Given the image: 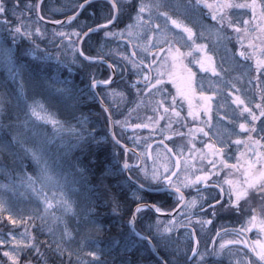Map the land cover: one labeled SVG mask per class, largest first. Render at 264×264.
Here are the masks:
<instances>
[{
  "label": "snow or ice",
  "instance_id": "1",
  "mask_svg": "<svg viewBox=\"0 0 264 264\" xmlns=\"http://www.w3.org/2000/svg\"><path fill=\"white\" fill-rule=\"evenodd\" d=\"M45 3L46 0H38L37 3L30 2L27 4H24L23 0H0V64L8 70L9 80L17 85L12 90H8L6 84L0 86L5 89L0 91V161L10 159L12 165L19 169L24 168L25 160L34 162L39 167V174L34 178L25 172L24 178L28 188L33 192H37L38 197L43 198L45 205L42 209L37 206L30 212L25 210L13 211L8 201L0 196V216L7 212V221L13 226H16L19 221L22 225L27 223L28 226L34 227L35 225L31 223L33 220L39 219L43 223L49 216L53 217L55 222L61 219V217L55 216V213L50 211L55 205L50 202L47 193L44 192V188L49 184H59V181L55 180L52 175V164L55 161H50L47 154V145L53 142L55 138L60 137L65 131L72 132L77 141L76 144L70 146L69 151L71 148L84 149L90 145L91 140L95 139L88 127L91 123L89 118L82 113L77 115L79 97L74 87L59 78L39 74L33 75L25 68L13 47L19 44L21 38L31 40L35 44L36 37L46 36V31L42 30V26L39 24L40 21L45 20V16L40 11L41 6ZM85 4L91 5L92 0L77 3L76 7L83 10ZM107 5L105 22L98 23L97 27L88 26L81 31L73 32L72 35L78 38L81 35L91 38L89 33L103 30L105 36L120 39H123L125 34L129 37L134 35L137 37L145 36L143 46L137 43L134 44V47L152 56L153 60L146 62V58L143 57L138 61L124 57L136 70V75L140 77L131 84V87L135 88L137 93H140L143 90L138 88L137 85L143 82L147 92L151 93L153 89L156 90L155 94H159L160 99L153 111L159 112V109L163 108V113L159 115L160 120H164L169 113L176 118L180 117V111L177 110L178 98L187 100L189 105L188 115L193 119L198 118L201 111L207 115V120L203 121V126L195 129V133L203 134L204 137L208 138L204 142L207 152H204L203 149L197 151L195 143L190 140L191 151L189 155L192 156L193 152H196L199 159L202 162L207 161V166H210V168L201 167L196 171L185 169L182 173V179L178 175L180 171L178 166L175 171L165 169L162 173L156 170L149 173L147 169H144V181L147 183L141 182L139 178H136L134 183L138 185L137 192L133 194L136 208L129 221L133 231L137 236H140L142 241H148L153 248L160 245L168 247L169 244L173 243L172 234L175 231L176 223L174 220L169 221L168 226L161 228L162 222L157 219L155 234L151 231L153 225H148L149 232L147 235H141L140 232L136 231L138 217L147 215L150 210H154L155 213L162 212L161 206L144 201L141 190L154 186L164 187L166 190L178 195V199L184 202L183 206L188 213H191L192 209H195L199 204L200 210L205 213V216L215 218L223 211L237 215L240 223L239 229H224V236H231L230 239H224L221 233L217 231L216 236L221 238L223 242L217 248L216 242L212 241L213 251L210 255L226 256L229 264H264V238H262L264 237V0H107ZM203 9H207L211 19L216 22L213 28L218 41L230 39L227 35V29H231L235 33L239 50L233 53L235 59L233 70L246 69V71H240V75L233 80L227 79L228 68H217L213 55L209 53L208 45L197 43V32L181 19V17L188 18L189 16L198 17L202 14ZM24 13H35L36 19L25 21L22 19ZM10 16L16 17L19 23L14 24ZM77 16H79V12L70 16L67 22L72 24ZM122 16H127L132 23L127 25L124 32H113L112 28L119 26ZM51 22L54 24L64 23L59 19ZM193 22L200 23V35L202 36L205 30L204 25L198 19ZM173 29H179L184 35L175 33ZM4 32L7 33L6 36L2 35ZM54 36L69 40V45H63V47H69L70 45L74 47L68 33L54 31ZM77 43L83 42L78 40ZM181 47H187L190 51L184 53L181 51ZM193 51L201 53V56L194 58L196 63L200 65L201 70L204 72L211 71L212 76L218 77L226 85L224 89L226 93L225 100L227 101L228 97L232 98L223 114L217 112L221 122L227 120L228 125L232 126L228 129V125H221L228 129L227 139L221 136L219 129L212 122L213 101L220 94L219 86L209 95L204 89V85L201 84L202 91L199 99L203 102L202 106L195 109L192 106L195 73L185 63V59L187 56H192ZM136 54L135 51L132 53L133 56H136ZM158 54L163 57L159 68L168 65V69L167 71H161L158 68L156 76L152 77L150 72ZM72 56V63H76L81 56L84 60L91 61L93 59L85 53L83 48H75ZM241 61L244 63L241 64ZM224 62L221 61V64ZM116 67L115 64H109V68H112L113 71L116 70ZM26 75L27 79H25ZM165 76L168 77V80H165ZM240 80H245L246 84L252 85L251 89H247V93L245 88L237 86ZM169 81L176 84L177 95L170 96L171 107H166L164 106L165 101L169 97L164 95L167 90L163 85ZM177 81L180 83H177ZM97 84L114 85V80H96L93 77L92 87ZM108 95L113 101L117 97H124V93L117 91L115 86ZM36 96H44L50 102H55L62 107L65 120H57L54 115L49 114L43 103L35 100ZM99 99L104 113L107 114L106 121L113 126L111 130L112 138L116 145H121V139L117 136L115 129L117 125L121 130L127 128L128 121L114 118L111 105L105 104V97L100 96ZM231 105H235V108H231ZM217 108H225V105L217 101ZM228 109H231V115H229ZM42 112L44 115H41ZM32 117H37L53 126L55 133L53 140L38 138V133L34 130ZM241 119L243 122H240ZM73 120L79 125L78 129L71 123ZM148 120L151 124L136 123L134 128L142 129L151 125L158 126V121H154L152 117H148ZM171 124L172 120L169 119V128ZM206 129L212 130L211 135ZM192 132L193 130L189 129V133ZM177 134L180 136L185 135L183 132ZM193 139H195V135H193ZM96 142L99 143L98 140ZM233 145L236 146L239 156L232 151ZM123 147L127 151H132V149L127 148V145H123ZM241 148L243 150H240ZM67 154L65 153V158H63L61 164H57V167L66 173L62 179L72 178L70 181L72 191L79 196L84 204L81 223L83 228L87 230L77 241L78 251L75 254L79 264H103L102 250L95 244L89 243L93 239V233L98 235L102 231L98 218L94 213L96 207L94 201L102 197L97 196L99 189L94 188L93 181L89 179L92 175L90 166L78 159H67ZM180 154H183V149H181ZM137 158L139 159V157ZM233 159L236 162L230 163L229 161ZM191 167L194 168V165ZM123 168L131 173L133 169H139L140 165H132L124 161ZM224 169L229 170V176L224 180V183L228 185L227 189L219 182L212 181V177L218 175ZM0 173L10 175L6 163L0 162ZM236 173L240 174L239 178H233ZM173 177H176V180ZM209 181H212V183H209ZM36 183L41 184L39 190L35 187ZM102 183L101 181L100 184ZM199 184H203L204 188L209 190L208 194L204 195L197 188L199 201L195 197L187 200L182 188L195 187ZM214 188L219 189L215 196L211 193ZM0 189L15 190L12 184H0ZM225 192L228 199L227 201H221L220 194ZM205 202L207 208L204 207ZM59 204L65 215L68 213L77 215L73 204L67 199H62ZM110 206L113 212H119L120 201L115 195L110 201ZM188 219L190 223L187 227L191 228L188 237L191 238L192 234L196 232V228L191 227V215L188 216ZM2 222L0 221V223ZM195 223L203 229L204 225H212L213 219L200 218ZM181 226L185 225L181 224ZM253 229L257 230V239L250 241L247 234L251 233ZM48 231L54 235L52 228L49 227ZM8 235L14 244L11 251L3 252V257L7 258V261L3 264H21L20 253L25 249L44 255L36 246V237L29 234L27 228H25V234L21 240H17L16 235L11 232ZM77 235L80 234L77 233ZM65 237L69 242L75 239L66 223L61 239L48 243L47 248L58 258L67 255L69 264H71L70 258L74 253L63 246ZM6 243V240L0 239V246H5ZM199 245L200 241L196 240L197 249ZM230 245L236 247H229ZM241 245L243 248L239 247ZM177 251L180 250L177 249ZM188 251L192 257H198L197 260L192 261V264H210L205 255L198 250L189 246ZM81 252L89 259H81ZM253 256L255 259H253ZM44 264H47V261ZM60 264H63L62 260ZM164 264H169V262L165 261ZM184 264H189L187 258H185ZM219 264H223V261L221 260Z\"/></svg>",
  "mask_w": 264,
  "mask_h": 264
},
{
  "label": "trees",
  "instance_id": "2",
  "mask_svg": "<svg viewBox=\"0 0 264 264\" xmlns=\"http://www.w3.org/2000/svg\"><path fill=\"white\" fill-rule=\"evenodd\" d=\"M37 1L38 0H23V3H37ZM83 2L84 0H46L45 5L41 6V12L46 19L60 20L68 15L76 13L79 9L76 7V4ZM9 7H11V5H9ZM107 9V1L98 0L91 5H88L82 15L72 22V24L53 28L39 22L42 29L46 31L45 37H40L42 38L40 41L38 37H36L35 44H33L31 40L21 38L19 44L14 45L13 47L17 51L25 68L33 75L39 74L41 76H51L52 78H59L60 80L67 81L71 84L79 97V111L77 115L82 113L87 116L91 122L88 127L93 136H95V139L91 140L90 145L84 149L71 148L69 151L70 146L77 143L75 135L72 132L65 131L60 137L53 140V137L55 136L53 127L37 117L31 118L34 124V130L37 133L41 132V134H43V139L47 138L53 140V142L47 145V154L50 161H55L54 165L57 166V164H61L63 158H65V153H68L66 157L67 159H78L89 165L91 168L92 175L89 179L93 181V187L99 189L97 196L102 197L94 201L96 205L94 213L98 218L102 231L98 235L93 233V239L90 240L89 243L95 244L102 250L103 264H161L159 259L152 252L150 245L146 241L138 239L130 229V217L136 208V201L133 198V194L137 192L138 187L129 182L125 176L123 168V162L125 161L124 150L116 145L111 138L109 123L106 121V114L91 90L93 77H95L96 80L109 79L111 75L110 70L106 64H91L80 57L76 63H72L71 59L67 56V52H63V40L61 39L63 37L49 34L52 30L64 31L69 34L72 43L76 47L77 41L81 36L78 38L72 35V33L81 31L88 26L94 27L98 25V23L105 22ZM10 19L14 24L19 23L16 17L10 16ZM22 19L25 21L35 20L36 14L24 13ZM129 22L131 23L132 21L127 16H122L119 26L112 28V31L119 32L124 30ZM2 35L6 36L7 33L4 32ZM89 36L91 38L87 37L82 44L85 53L93 58L103 57L111 64L117 65L116 68L119 69L114 85L100 87L98 88V93L100 96L105 97V104L111 105L114 118L127 120L128 126L132 125V127H127L123 130L117 125L115 129L121 142L138 150L143 157L141 167L139 169H133V171L129 173L130 176L134 180L139 178L141 182L147 183L144 181V178L141 177L140 173H144V169H148V167L151 168V166L154 165L158 166V172L161 173L164 172L165 169L175 171L178 166L180 169L178 175L181 179L184 170H192V165H194L195 170H198L199 164L195 158L197 154L193 153L192 157L189 155V149L191 148V143H189V141L191 140L192 143H195L196 149L198 147L201 149L208 138L204 137L203 134H196L195 139H193L194 131L198 125L195 124L193 119H190V117L187 116L184 106L180 105V107H177V110L180 111V117L176 121L177 124L169 128L167 120L169 118H174V116L169 113L164 120L159 119V115L163 113V108H160L159 112H155L153 111V108L156 106L157 101L154 102L153 106L147 103L149 102V99L146 102L144 97L151 93L147 92L144 83L137 85L140 89L142 88V92L137 93L136 89L135 94L132 92L134 91V88L131 87V84L137 80L134 73L136 70L132 67L131 63L127 64L124 57L128 54V57L131 60L138 61V57L132 55L135 48L131 44L128 46L123 39L105 36L103 30L95 32ZM66 42H69V40L66 39ZM124 43L126 45L123 49L122 44ZM232 47L236 51L237 45H232ZM122 53L126 54L122 55ZM145 71H147V69H145ZM25 79H27V75L25 76ZM5 84L7 85L8 90L17 87L15 83L9 80L6 67L0 64V86ZM114 86L117 91H122L124 93L123 98L117 97L115 101H113L108 95ZM25 87L27 90V85ZM4 90L3 87H0V91ZM42 98H44V96L36 97L38 102L43 103ZM156 99L158 100L159 96H156ZM164 106L171 107L170 96L169 100L166 99ZM135 112H138L140 116L135 119V121H132V119H129L131 118L130 114ZM59 117L61 118L60 115ZM148 117H152L154 121H158V127L156 126L154 130L153 127L142 129L134 128L136 123L151 124ZM64 120L65 118L63 117L60 119V121ZM71 123L75 125L77 129L79 128V125L75 120L71 121ZM184 123L187 124L184 125ZM176 129H178L177 133L183 132L185 135L180 136L174 134L176 133L175 131H177ZM189 129L193 130L191 134L189 133ZM207 130L209 131V129ZM129 136L133 139L132 141L128 138ZM139 137L144 138L145 140L139 142ZM169 137L171 138L169 139ZM97 140L99 143L96 142ZM169 149H171V151H169ZM181 149H183L182 155L180 154ZM161 155H164L167 158L168 156H174L175 162L167 160L169 164L164 166L163 162H165V160ZM136 157V154L130 153L128 158L129 162L134 163V158ZM189 161L191 162L190 164ZM0 162L6 163L10 172V175L0 173V184L16 183L18 180L17 172L19 168H15L10 159L2 160ZM22 171L23 173L27 172V174L31 173V175H38L39 167L31 160H25ZM222 174L224 176L227 175L226 172H222ZM52 175L55 177V180L59 181V184L55 185L53 183L50 185H55L53 188H55L56 191L58 190L62 192L63 197L73 204V208L77 215L71 213L65 215L63 208L53 194L54 196L51 197L53 198V202H50L55 205V207L50 209V211L54 212L55 216L61 217L58 222H55L53 217L49 216L43 223L39 219L33 220L31 223L35 225L34 227L28 226L27 223L23 225L19 223L16 226H13L7 221L5 215L0 216V221H3L0 223V239L6 240L7 242L5 246H0V264L7 261V258L3 257V252L11 251L13 247L11 237L8 233H13L16 235L17 239L21 240L24 237L25 228H27L29 234L36 237V246L44 255L25 249L20 253L21 264H44L45 261H47V264H60L61 260L63 261V264H69L67 255L58 258L47 248L48 243H51L53 240L59 241L61 239L65 223L67 224L69 231H72L75 239L69 242L65 237L63 246L74 253L70 258L71 264H79L75 253L78 251L77 241H79L80 236L85 233V229L80 227V225L83 226L81 223V216L84 214V204L79 196L72 191V185L70 183L72 179L71 177H68L67 180L62 179L66 173L62 172L58 167L56 170L53 169ZM239 176L240 174L236 173L233 178H239ZM173 179L176 180V177H173ZM101 181L103 182L102 184H100ZM35 186H38V183H36ZM223 187L227 189L228 185H223ZM50 188L47 187V190ZM162 188L164 187L154 186L150 189ZM197 188H199L204 195H207L209 192L208 189L204 188L203 184L196 185L195 187L182 188V191L187 196V200H191L195 197L199 201L200 197L197 193ZM218 192V188L211 190L213 196ZM8 193L10 192L0 189V194ZM113 195H115L120 201V209L118 213L113 212L112 207L110 206V201ZM142 195L145 202L161 206L163 212L172 211L180 203L178 195L171 192L149 194L142 191ZM227 199L226 192L220 194L221 201H227ZM213 203H215V201H213ZM43 206L44 204H40L41 209ZM204 207L207 208L206 202ZM209 211H211V209H209ZM189 215L192 217L191 227L196 228V232L192 234L191 238L188 237L191 228L187 227L190 223L188 219ZM200 218L213 219V224L204 225L203 229H201V227L195 223V221ZM26 219L27 218L25 217V220ZM157 219L162 222L161 228L168 226L169 221L174 220L176 222L175 231L172 234L173 243L169 244L168 247L160 245L156 248L158 254L164 259V261H168L169 264H184V260L187 258L189 264H192V261L197 260L198 257H192L190 255V252L188 251L190 246L192 249L198 250L201 254H204L206 260L210 261V264H219L221 260L223 261V264H229V260L226 256L217 257L215 255H210V253L213 251L212 241L216 242L217 248L222 242L221 238L217 237L215 234L217 231H219L221 236L226 239L228 236H224L225 228L229 230L239 229L240 223L238 222L237 215L223 211L215 218L205 216V213L200 210L199 204H197L195 209H192L191 213H188L184 207L180 213L173 218L159 217L150 210L147 215L138 217L136 223L137 231L140 232L141 235H147L149 232L148 225H153L151 231L155 234V222ZM181 224L185 226H181ZM49 227L54 230V235L49 233ZM78 229H82L83 232L80 233V230ZM77 233L80 235H77ZM196 240L200 241L198 249L196 246ZM177 249L180 251H177ZM245 251L247 250L245 249ZM80 258L85 260L89 259V257L85 256L82 252L80 253Z\"/></svg>",
  "mask_w": 264,
  "mask_h": 264
},
{
  "label": "rangeland",
  "instance_id": "3",
  "mask_svg": "<svg viewBox=\"0 0 264 264\" xmlns=\"http://www.w3.org/2000/svg\"><path fill=\"white\" fill-rule=\"evenodd\" d=\"M245 18H247V17H245ZM181 19H183L184 23H186L188 26L193 27L194 31L197 32V43L207 44L208 45L209 53L211 55H213L214 60L216 62L217 68L219 69L220 67H224V68H228L229 69V72L227 73V79L228 80H233L235 77L239 76L240 75V71H246V69L233 70L235 68V59L233 58V53L239 50V44L237 43V41L235 39V33H233V31L231 29H227L226 30L227 31V35H228V37H230V39L229 40L218 41L217 38H216V35H215V29L213 28V25H215L216 22L211 19L207 9H203L202 14L199 15L198 17L189 16L188 18L181 17ZM195 19H198L205 27L204 34L202 36L200 35V31H201L200 23H194L193 21ZM96 26H94V27H96ZM126 28L127 27H125L124 30H121L119 32H124ZM173 31L175 33L180 34V35H184L183 33H181V31L179 29H173ZM55 32H59V31H55ZM49 34L54 35V30H52ZM38 39L40 41V39H42V38L38 37ZM61 39L63 40V45H69V42H66V39L64 37L61 38ZM145 39H146L145 36L137 37V36L134 35L132 37H129V36H127V34H125V37L123 38L124 42L128 46L131 44L133 47H134V44H137V43H139V44H141V46H143V42H144ZM129 41H131V42H129ZM125 43L122 44V48L123 49L125 48V45H126ZM188 43H191V42H188ZM235 44L237 45L236 51L232 47V45H235ZM165 47H166V45H165ZM75 48H77V46L75 47V45H74V47L71 46V45L69 47H63V49H64L63 52L64 53L67 52V56H68L69 59H71V61L73 59L72 53L75 51ZM134 48H135V52L137 53L136 56L138 57V60L141 59L142 57L144 58V56L146 58V61H148V62L153 60L152 56L141 52L139 48H136V47H134ZM181 51L184 52V53H187L188 51H190V49L187 48V47H181ZM125 54L126 53H122V55H125ZM125 56L128 57V54L125 55ZM199 56H201V53L193 51L192 56H187L186 59H185V63H187L188 67L191 68L193 73H195V79H194V82H193L194 83V87L192 89V106H193L194 109L197 108V107L202 106L203 102L199 99L200 93L202 91V89L200 88L201 84L204 85V89L207 91V94H209V95H211L212 91L216 90L217 86H219L220 94L213 101V121L212 122L219 129L221 136H223L225 139H227L228 138V129H230L232 126L228 125V121L227 120L221 122L219 120V116L217 115V112H219L220 114H223L225 109L227 108L228 102H230V100L232 98L228 97L227 101H226L225 100L226 93L224 91L226 85L223 82H221L218 77L212 76L211 71L204 72V71L201 70L200 65L198 63H196V60L194 59L195 57H199ZM162 59H163V57L159 56V54H158V56L156 58V62L157 63L155 62L153 64L152 71L150 72L151 76L153 74L156 76L157 69L159 68L160 61ZM221 61H225V62L223 64H221ZM126 62H127V64H130L128 60H126ZM243 63L244 62L241 61V64H243ZM248 63H251V62H248ZM167 69H168V65H166L164 68H159V70H161V71H167ZM116 71H117V75H118L119 69L116 68ZM134 73L136 75V72H134ZM164 78H165V80H168L167 76H165ZM136 79H140V77H138L136 75ZM177 83H180V82L177 81ZM237 86L245 88L246 93H247V89H251L252 88V85L246 84L245 80H240L237 83ZM163 87L167 90L165 92V94H164L166 97L177 95V86H176V84L172 83L171 81L167 82L165 85H163ZM132 92L135 94V88H134V91H132ZM155 93H156V90L154 89V91H152L150 95H147L146 97L143 96L144 99L146 100V102L149 99L150 103L149 102H147V103L151 104V106L154 105L155 101H158L160 99V95L159 94H155ZM140 95H142V94H140ZM140 95H139V97H140ZM156 96H159L158 100L156 99ZM36 97H38V96H36ZM36 97H35V100L37 101ZM168 100H169V98H168ZM42 101H43V105H44L45 109H47L49 114L54 115L55 118H57V119L60 118L59 115L61 116V118L62 117L65 118L64 110L58 104H56L55 102H50L45 97L42 98ZM217 101H219L221 104H224L225 108H217ZM143 102H145V101H143ZM141 105H142V103H141ZM180 105L184 106V110L186 111L187 116L190 117V119H193V117L188 115L189 105H188L187 100H183V99L178 98L177 99V107L178 106L180 107ZM231 108H235V105H231ZM228 111H229V115H231V109H228ZM58 113H59V115H58ZM41 115H44V113L42 112ZM130 115H131L130 116L131 118H129V119L130 120L132 119V121H135V119H137L140 116V114L138 112L132 113ZM203 118H205L207 120V115L204 112L201 111L199 117L196 118V119H193L195 124L198 125V126H196V128L203 126V121H205V119H203ZM169 119L172 120L171 126H173V125L177 124L176 121L179 118L174 117V118H169ZM169 119L167 120L168 124H169ZM240 122H243V120L241 119ZM186 124L187 123H184V125H186ZM222 124L223 125H228V129H225L224 127H222L221 126ZM50 126H52V125L50 124ZM130 127H132V125L128 126V128H130ZM150 127L156 128L155 125L154 126L151 125ZM176 130L177 131H175L176 133H174V134H177L178 129H176ZM209 131H210V135H211L212 130L209 129ZM196 134L197 133H195V131H194V135H196ZM38 138L43 139V134H41V132H38ZM128 138H130V141L133 140V139H131L130 136ZM144 140H145L144 138H141V137L138 138L139 142H143ZM201 149H203L204 152H207V149L205 148V146H203ZM201 149H200V147H198L196 150L199 151ZM240 150H243V149L241 148ZM190 151H191V148L189 149V152ZM232 151L236 152V155L239 156V152L236 151V146L233 145ZM193 153H196V152H193ZM139 154H140V152H139ZM161 156L165 160V162H163L164 166L169 164V162L167 160H172L173 162H175L174 156H168V158L166 156H164V155H161ZM137 157H138V155H137ZM137 157L134 158V163L133 162H129V160H128L129 155L127 156V159L125 161H127L128 163H130L132 165L139 164L141 166L142 165V161H143V157L141 156V157H139V159ZM195 158L197 159L198 164H199L198 168H201V167L210 168V166H207V161H203L202 162L199 159L198 155ZM145 160H146V158H145ZM190 160H191V158H190ZM229 162L230 163H235L236 161L233 159V160H230ZM190 163L191 162L189 161V164ZM52 168L54 170H56L57 166L52 164ZM147 170H148L149 173H151L153 170L158 171V166L154 165V166H151V168L148 167ZM189 171H196V170L194 168H192V170H189ZM222 172L223 173L226 172L227 175L224 176L222 174ZM233 172H235V170H233ZM24 173H23L22 169L18 170V172H17L18 180H17L16 183L12 184L14 189H15L14 191H9L10 193H8V194H0V196H2L3 199L8 201V203H9L10 207L13 209V211H20V210L32 211L33 209H35L37 207V205H39V207H40V204H44L43 198L42 197H38L37 192H33L30 188H28V185H27L26 180L24 178ZM28 175L33 176L34 178L37 176V175H33V174L31 175V173H29ZM140 175H141V177L144 178V173H140ZM228 176H229V170L228 169H224V170L220 171L218 173V175L213 176L212 177V181H217L220 184H222V186H223V185H226L224 183V180L227 179ZM17 177H16V179H17ZM182 178H183V176H182ZM212 181H209V183H212ZM55 185H50L49 184L47 187L50 188V186H51V188L49 190H47V187H45L44 188V192L47 193L48 197L50 195H52L49 198H51V197H53L55 195L54 197L59 202L64 197H63V193L62 192H60L58 190L56 191V189L53 188V187H55ZM35 187H36L37 190H39L41 188V184L38 183V186H35ZM64 199H66V198H64ZM49 200L51 202H53V198H51ZM3 215H5L7 217L8 213L4 212ZM17 224H19V221H18ZM80 227L83 229V226L80 225ZM82 229H78V230H80V233L83 232ZM85 231H86V229H85ZM230 238H232V237L228 236V238H226V239H230ZM247 238L250 241L257 239V230L253 229V231L251 233L247 234ZM262 238H264V237H262ZM17 240H19V239H17ZM11 242L14 244V242L12 240H11ZM229 247L235 248L236 246H231L230 245ZM239 247L243 248L242 245L239 246ZM88 250H91V249H88ZM254 259H255V257H254Z\"/></svg>",
  "mask_w": 264,
  "mask_h": 264
},
{
  "label": "water",
  "instance_id": "4",
  "mask_svg": "<svg viewBox=\"0 0 264 264\" xmlns=\"http://www.w3.org/2000/svg\"><path fill=\"white\" fill-rule=\"evenodd\" d=\"M94 1H97V0H92V2H94ZM107 1V0H106ZM86 6H88L87 4H85V8H86ZM84 8V9H85ZM84 9L83 10H78L77 12H79V16H77V18L78 17H80L81 15H82V13H83V11H84ZM41 11V10H40ZM74 15V14H73ZM70 16H72V15H70ZM70 16H68V17H66V18H64V19H62V21H64V23L63 24H69L67 21H68V18L70 17ZM41 22H43L44 24H46V25H50V26H60V25H63V24H54V23H52L51 22V20H47V19H45L44 21H41ZM97 27V26H96ZM90 34H92V33H89V35ZM86 37L85 36H81L80 37V39H79V41H84V39H85ZM77 48H82V43H78L77 44ZM81 58L84 60V58H83V56H81ZM86 62H89V63H105V64H107L108 65V67H109V62L108 61H106L105 59H103V58H97V59H92L91 61H88V60H85ZM110 69V72H111V77H110V79H113V80H115V78H116V70L115 71H113V69L112 68H109ZM105 86H108V85H105V84H97L95 87H92L91 86V89H92V91H93V93H94V95H95V97L97 98V100H98V102H99V104H100V106H101V108L103 109V106H102V104H101V102H100V99H99V97H100V95L99 96H97V94H99L98 92H97V89L99 88V87H105ZM106 114V113H105ZM107 115V114H106ZM109 123V132H110V135H111V130H112V124L110 123V122H108ZM111 138H112V135H111ZM113 139V138H112ZM114 141V140H113ZM123 145L124 144H122L121 143V145H118L119 147H121L124 151H125V157H126V159H127V156H128V154H129V152H134V150L132 149V151H127L124 147H123ZM127 148L128 149H131L130 147H128L127 146ZM124 173H125V176H126V178L129 180V182H131L132 184H134L135 183V180L134 179H132V177L130 178V175H129V172L127 171V170H125L124 169ZM136 187H138V185H136V184H134ZM142 191H144V192H146V193H149V194H160V193H165V192H172V191H170V190H166L165 188H163V189H159V190H153V189H149V188H146V189H144V190H142ZM172 193H174V192H172ZM184 205V202L182 201L173 211H171V212H167V213H164V212H161V213H155L154 212V210H152L155 214H157L158 216H160V217H164V218H172V217H174V216H176L179 212H180V210L184 207L183 206ZM134 212H135V210H134ZM130 229H131V231H132V233L138 238V239H140V236H137L136 234H135V232L133 231V228H132V225L130 224ZM137 231V230H136ZM149 245H150V248H151V250H152V252L154 253V255L159 259V261L161 262V264H164V259H162V257L158 254V252H157V250H156V248H153V247H151V244L148 242V241H146Z\"/></svg>",
  "mask_w": 264,
  "mask_h": 264
},
{
  "label": "bare ground",
  "instance_id": "5",
  "mask_svg": "<svg viewBox=\"0 0 264 264\" xmlns=\"http://www.w3.org/2000/svg\"><path fill=\"white\" fill-rule=\"evenodd\" d=\"M122 144L126 145L125 143H122ZM127 146L130 147L129 145H127Z\"/></svg>",
  "mask_w": 264,
  "mask_h": 264
},
{
  "label": "flooded vegetation",
  "instance_id": "6",
  "mask_svg": "<svg viewBox=\"0 0 264 264\" xmlns=\"http://www.w3.org/2000/svg\"><path fill=\"white\" fill-rule=\"evenodd\" d=\"M157 63V62H156ZM152 77H155V75L153 74Z\"/></svg>",
  "mask_w": 264,
  "mask_h": 264
}]
</instances>
